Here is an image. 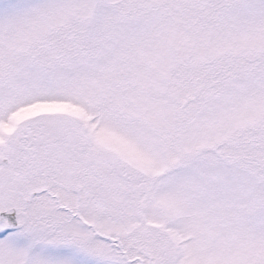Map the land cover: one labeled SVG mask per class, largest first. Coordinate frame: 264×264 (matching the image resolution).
<instances>
[{
    "label": "snow or ice",
    "instance_id": "obj_1",
    "mask_svg": "<svg viewBox=\"0 0 264 264\" xmlns=\"http://www.w3.org/2000/svg\"><path fill=\"white\" fill-rule=\"evenodd\" d=\"M0 264H264V0H0Z\"/></svg>",
    "mask_w": 264,
    "mask_h": 264
}]
</instances>
